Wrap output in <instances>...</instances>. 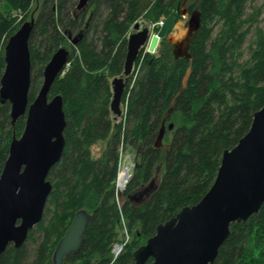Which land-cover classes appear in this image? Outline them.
I'll return each mask as SVG.
<instances>
[{
  "label": "trees",
  "instance_id": "1",
  "mask_svg": "<svg viewBox=\"0 0 264 264\" xmlns=\"http://www.w3.org/2000/svg\"><path fill=\"white\" fill-rule=\"evenodd\" d=\"M36 1L38 16L28 40V102L36 95L52 53L68 44V65L49 90V97L59 94L63 99L65 144L46 176L52 189L40 221L23 244L6 246L0 264H53V250L79 209L88 214L83 241L62 264H133L132 251L158 223L194 204L208 190L222 151L236 144L254 111L264 105V32L255 25L259 9L244 16L246 0H184L188 10L197 8L202 18L190 40V58L175 57L167 41L155 54L141 49L117 118L109 107V77L123 68L130 26L140 16L155 21L172 15L175 21L181 0H87L83 8H77V0ZM0 3L1 75L4 43L30 14L35 0ZM17 16L22 18L16 20ZM211 21L224 24L213 39ZM252 28L249 59L238 64L239 48ZM72 31L76 42L72 38L70 44ZM24 120L23 114L12 121L9 102L0 98V172L9 143L21 134ZM169 123L172 129L167 128ZM161 126L165 132L158 147ZM95 142L104 143L97 158L90 152ZM126 148L136 159L118 204L114 180L120 151ZM158 162L163 166L159 180L137 201L141 186L153 181ZM120 229L131 239L112 259L110 245ZM212 264H264V203L257 213L230 225Z\"/></svg>",
  "mask_w": 264,
  "mask_h": 264
},
{
  "label": "water",
  "instance_id": "2",
  "mask_svg": "<svg viewBox=\"0 0 264 264\" xmlns=\"http://www.w3.org/2000/svg\"><path fill=\"white\" fill-rule=\"evenodd\" d=\"M86 1L78 0L77 8H83ZM200 24L198 9L184 20L181 34L177 30L179 22H174L172 15L165 18L157 33H150L145 23L133 24L123 68L110 81L109 107L113 114L121 112L122 95L139 51L146 46L149 52L154 51L160 37L169 30L173 55L190 58V40ZM33 26L34 19L24 21L4 44L0 98L9 102L12 121L23 114L25 120L21 134L9 143L0 172V255L10 243L14 247L23 244L28 231L40 221L52 189L46 176L60 159L65 144L63 99L59 94L48 98V94L68 62L69 51L58 47L52 53L43 67L40 87L29 103L28 40ZM172 127V123L167 126ZM164 132L165 126H161L155 146L161 145ZM154 186L152 181L135 200L144 199ZM263 203L264 105L254 111L248 130L236 144L222 151L208 190L194 204L183 206L174 216L158 223L154 233L132 251L133 264H212L230 233V225L257 213ZM87 217L82 209L75 212L53 250V264H62L64 257L80 248Z\"/></svg>",
  "mask_w": 264,
  "mask_h": 264
},
{
  "label": "rangeland",
  "instance_id": "3",
  "mask_svg": "<svg viewBox=\"0 0 264 264\" xmlns=\"http://www.w3.org/2000/svg\"><path fill=\"white\" fill-rule=\"evenodd\" d=\"M78 1V0H77ZM1 2V0H0ZM3 7L2 3H0V7ZM38 2L35 0V3L34 5L32 6V9L30 11V14L27 15L25 17L24 20H22V22L19 24V26L24 22V21H30L31 19H34V23L37 19V16H38ZM36 7V8H35ZM194 9H197L195 7H192L191 10H188V7H187V4H186V1L184 0H181L179 1L178 3V6H177V12H178V18L175 20V21H178L179 22V29L178 32L179 34L182 33L183 31V25H184V20L186 21V19L188 18L190 12ZM259 9V14H258V17H257V22H256V26H258L259 28H261L264 32V0H246L245 2V8H244V16H247L248 14H250L252 11L254 10H257ZM88 16V12L84 15V18L86 19ZM243 16V17H244ZM20 18H22V16H17V19L16 20H19ZM166 17L165 16H160L157 20L155 21H151L150 19H146V18H143L142 16L138 17L135 21V22H140L141 23H145L149 30H150V33H157V30L159 28V24L165 19ZM202 20V18H201ZM133 23V24H134ZM132 24V25H133ZM132 25L130 26L129 28V32L128 34L130 33V31H132ZM255 25L253 26V28L255 27ZM18 26V27H19ZM17 27V28H18ZM200 27H201V24H200ZM199 27V28H200ZM209 27L211 28L210 29V35H211V38L213 39L214 37H217L218 35H220L223 30H224V24L222 23V21H211L209 23ZM198 28V29H199ZM253 28L250 30V32L246 35L241 47L239 48V52H240V55L237 57V60L236 62L238 64H243L245 63L248 59H249V46L252 45V42L254 40V34H253ZM73 32V31H72ZM169 30L166 31L165 35L163 37H160V40L162 39L163 41H160L158 42V45L156 47V49L153 51V52H157L158 51V47L160 46V44L162 43H165L166 41L167 42H170L169 39H168V35H169ZM177 34V35H179ZM76 34L75 32H73L72 36H70L68 38V41L69 43L71 44L73 40H76L75 38ZM73 38V39H72ZM72 39V41H71ZM76 42V41H75ZM74 42V43H75ZM59 47H64L66 48L68 51H71V48L70 46L67 44V45H64V46H59ZM144 52H148L146 48H142ZM153 52H149V53H153ZM154 53V54H155ZM3 54H4V50H3ZM139 55V54H138ZM138 58L135 59L134 61V65H133V70H132V73H131V76L133 75L134 73V68H135V65H136V62L141 58V56H137ZM234 72L235 73H238L239 72V67H235L234 68ZM188 73H189V67H186L185 69V72L182 76V85L184 86L185 85V82L187 81V76H188ZM118 75V74H117ZM117 75H114L112 77H109V82L111 81V79ZM42 80V78H41ZM123 103H121V109L123 108ZM121 114V112H120ZM120 114H116V117L119 118V115ZM103 144L102 142H95L93 143L91 146H90V152H91V156L94 157V158H97L99 157V155L101 154V151H102V148H103ZM161 145H162V140H161ZM164 146V145H163ZM124 156V157H123ZM128 156L129 157V163H130V170H129V173L131 175L132 173V170H133V165L135 163V153L130 149V148H126V149H121L120 151V154H119V160H118V167H117V173H116V177H115V180H114V189H116V181H117V174H118V171L120 170L121 166H122V163H123V159ZM123 157V158H122ZM162 163L161 162H158L156 165H155V168H154V179H153V182L154 184L157 183V181L159 180V177H160V174H161V171H162ZM147 184H143L141 187L142 189H144L146 187ZM140 187V188H141ZM119 194H117L116 196V201L118 202V204L121 203V195H120V192H118ZM128 234V233H127ZM131 236V235H130ZM129 236V242H130V239L131 237ZM126 238V232L125 230H118V235H117V239L116 241H113L110 245V255H111V258L112 259H115V254L113 251V248H114V245L117 244V243H120L123 241V239ZM129 242H126L127 245ZM144 243V242H143ZM137 248V247H136ZM123 250H124V247H123ZM122 250V251H123Z\"/></svg>",
  "mask_w": 264,
  "mask_h": 264
},
{
  "label": "bare ground",
  "instance_id": "4",
  "mask_svg": "<svg viewBox=\"0 0 264 264\" xmlns=\"http://www.w3.org/2000/svg\"><path fill=\"white\" fill-rule=\"evenodd\" d=\"M129 170H130L129 157L126 156L123 159L122 166H121V168H120V170L118 171V174H117L118 175L117 176V188L118 189H124L126 183L128 182V180L130 178Z\"/></svg>",
  "mask_w": 264,
  "mask_h": 264
},
{
  "label": "built area",
  "instance_id": "5",
  "mask_svg": "<svg viewBox=\"0 0 264 264\" xmlns=\"http://www.w3.org/2000/svg\"><path fill=\"white\" fill-rule=\"evenodd\" d=\"M127 241H128V235H126V238L123 239L122 242L117 243V244L114 245V248H113L112 252H114L115 257L118 256L122 252L123 247L125 246ZM108 264H110V263H108Z\"/></svg>",
  "mask_w": 264,
  "mask_h": 264
}]
</instances>
